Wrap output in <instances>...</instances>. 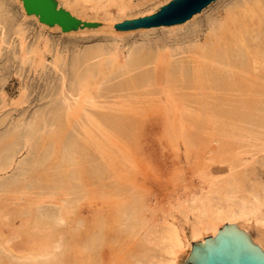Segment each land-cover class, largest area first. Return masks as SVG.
I'll return each mask as SVG.
<instances>
[{"label": "bare ground", "instance_id": "obj_1", "mask_svg": "<svg viewBox=\"0 0 264 264\" xmlns=\"http://www.w3.org/2000/svg\"><path fill=\"white\" fill-rule=\"evenodd\" d=\"M56 1L59 7L82 22L78 29L64 31L59 24L42 22L39 16L27 12L23 0H0V23L7 28L5 36L14 28L22 39L21 50L13 45L5 54L10 63L20 55L26 69L35 56L43 55L39 45L29 47L25 41L26 30L22 26L28 27L32 21L64 36L60 39L47 37L45 48L49 52L53 42L67 43L77 35L132 33L134 36L138 31L145 37L146 46L140 65L147 69L141 75L133 74L134 88L151 85L154 90L159 88L167 92L184 82L180 84L181 88L209 89L204 92L208 99L203 103L218 112L239 110L237 103L244 106L242 108L253 107L246 97L250 96L255 102L264 96V0H229L222 9H214L201 19L199 16L207 8L182 24L133 30H116L115 25L151 16L171 0L161 1L152 9L147 7L154 0L138 3L134 0ZM21 11L27 19L23 24L20 23ZM105 50L101 46L86 49L74 60L73 66L101 58ZM137 53L133 50L129 58ZM127 63L133 64L130 61L122 64L128 74L132 66ZM74 67L70 72L73 77L70 92L79 97L56 102L62 107L67 106L71 112L85 109L84 102L88 99L85 91L88 86L81 83L84 73H78L79 68L77 71ZM66 69L67 66L63 69L65 76ZM88 102L92 107L98 106L91 97ZM171 105L189 104L179 101ZM226 125H215V129L225 128L231 133V141L224 142L220 149L214 147V143L220 142L214 136L206 144L198 140V150L188 148L195 154L188 161L190 173L214 176L212 172L199 171L201 164L214 160L220 161L219 171L228 172L223 181L211 180L209 186L200 187V191L179 193L171 189V180L165 182L159 169L147 174L138 172L127 178L115 173L113 156L105 157L112 171L110 185L99 179L101 185L93 183L98 188L91 185L83 188L84 181L78 179L76 170L67 173V179H64L63 176L55 177L53 167H48L42 174L28 178V186L21 183L19 176L24 173L20 169L11 178L13 182L0 175V264H178L187 246L182 234L184 223H179L191 221L192 215L195 219L192 239L196 242L209 233L216 238L221 227L228 223L246 230L264 252L263 233L249 226L255 221L264 228V138L260 137L264 133V124H252V127ZM250 139L254 143L248 144ZM48 145L53 146L52 139ZM101 147L98 142L97 149ZM2 148L0 146V173L9 168L6 164L13 158L9 147ZM153 152L150 150L151 157H154ZM60 158L63 161L67 157ZM122 161L124 163L123 157ZM165 164L169 171L183 168L181 159H172ZM102 165L97 161V171ZM139 167L133 163L134 169H142ZM102 170L106 171L103 168L100 173ZM175 197L178 202L173 205L171 198ZM82 199L84 203H77ZM173 208L182 218L173 213Z\"/></svg>", "mask_w": 264, "mask_h": 264}, {"label": "rangeland", "instance_id": "obj_2", "mask_svg": "<svg viewBox=\"0 0 264 264\" xmlns=\"http://www.w3.org/2000/svg\"><path fill=\"white\" fill-rule=\"evenodd\" d=\"M140 1L134 0L135 3ZM161 1L164 0H154L147 8L152 9ZM228 1L215 2L206 9V14L202 12L199 19L209 15L214 9H222ZM20 13V23L23 24L27 19L23 11ZM0 24V146L4 149L9 147L10 152H13V158L6 164L9 168L0 175L10 179V182H13L11 178L15 177V173L20 169L24 173L19 176L21 183L28 186V178L53 167L55 177L63 176L64 179H67V173L70 171H78V179L84 181L83 188H86V185L97 187L93 183L101 185L99 179L102 183L110 185L109 175L112 171L105 157L113 156L116 161L115 173L127 178L135 176L138 172L147 174L153 169H159L165 182L171 180V189L179 193L200 191V187H208L211 180L223 181L228 172L219 171L217 168L221 166L220 161L214 160L199 167V171L205 173L206 170L214 176L190 173L188 167L191 163L188 161H191L195 154L189 152L188 148L191 151L198 150L200 146L197 141L209 143L211 136L220 141L214 143L216 149H220L224 142L231 141V133L225 128L220 131L215 129L216 124L225 127L226 124H245L250 127L252 124H264V96H260L255 102L247 96L246 99L252 101L253 107L242 108L244 106L237 103L239 110L218 112L207 108L203 103L204 99H208L204 92H209V89L199 91L181 88L180 84H185L184 82L178 83L179 86L167 92L160 91L158 87L154 90L151 85L146 88H134L133 74L141 75L147 69L140 65L141 58L145 57L146 46L143 42L145 37L137 33L138 31L134 32V36L132 33L125 34H132L131 37L122 33L77 35L67 43H61L62 40L53 42L49 52L45 48L47 37L51 35L60 39L64 36L59 31L42 28L32 21V25L22 26L26 30L25 41L29 47L39 45L43 55L35 56L33 63L30 65L28 62L25 69L20 55L13 63H10L5 55L13 45L21 50L20 35L13 31V28L10 34L5 36L7 28ZM155 37L157 36H152L157 39ZM98 46L106 49L101 58L93 59L85 65L77 63L76 67L73 66L74 60L86 49ZM133 50L138 53L129 58ZM127 61L133 64L127 63L132 66L131 68L126 65L131 69L128 74L127 69H122V64ZM65 66L67 76L63 73ZM73 67L77 71L79 68L78 73H84L83 79L86 81L82 79L81 83L88 86L85 90L88 99L91 97L99 107H92V103L87 99L84 102L85 109L71 112L67 110V106L62 107L56 103L65 99L70 101L78 96H72L70 92L73 82L70 72ZM74 78L77 79L76 74ZM179 101L189 105H171ZM49 102L51 105H48ZM88 117H91V120ZM260 137L264 138V133ZM51 139L53 146L50 148L48 144ZM251 141L254 143L250 139L248 144ZM98 142L102 145L100 150L97 149ZM150 150L154 151V157L149 155ZM60 157L67 158L62 161ZM172 159H181L184 169L169 171L165 162ZM97 161L103 164L98 171ZM21 162L26 166H22ZM133 163L142 169H134ZM103 168L106 171L102 170L100 173ZM124 182L125 186L129 187L126 181ZM72 197L74 198L73 195ZM177 200L178 197L171 198L172 204H177ZM77 203H84V199ZM173 210L177 217L182 218L177 209ZM194 221L192 215L191 221L179 223H184L182 234L187 243L185 251L191 242H196L192 239ZM251 225L255 231L263 233L261 237L264 238V228L255 221H251L249 226Z\"/></svg>", "mask_w": 264, "mask_h": 264}, {"label": "water", "instance_id": "obj_3", "mask_svg": "<svg viewBox=\"0 0 264 264\" xmlns=\"http://www.w3.org/2000/svg\"><path fill=\"white\" fill-rule=\"evenodd\" d=\"M29 14H36L42 22L59 24L64 31L78 29L81 21L56 0H23ZM218 0H171L151 16L127 20L115 25L116 30H133L182 24L203 12ZM178 264H264L262 247L255 244L246 230L226 223L216 238L207 234L202 241L191 242Z\"/></svg>", "mask_w": 264, "mask_h": 264}]
</instances>
